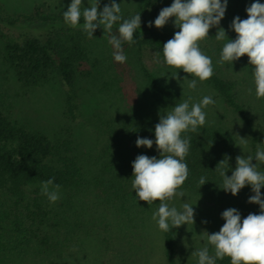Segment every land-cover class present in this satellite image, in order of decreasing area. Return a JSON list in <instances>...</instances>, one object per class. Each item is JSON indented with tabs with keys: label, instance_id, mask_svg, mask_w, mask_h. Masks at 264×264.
Wrapping results in <instances>:
<instances>
[{
	"label": "rangeland",
	"instance_id": "1",
	"mask_svg": "<svg viewBox=\"0 0 264 264\" xmlns=\"http://www.w3.org/2000/svg\"><path fill=\"white\" fill-rule=\"evenodd\" d=\"M105 1L100 0V6ZM142 1L121 0V14L132 13ZM93 2L83 0L82 7ZM0 3L7 10L18 12L39 5L43 8L68 7L71 0H0ZM165 3L168 7L173 0ZM230 6L228 0L227 11ZM174 19L170 18L162 29L178 31ZM216 31V28L209 30V37L200 48L212 58L216 69H223L224 66L215 64L222 51L216 48L219 44L215 39ZM1 46L0 42V112L50 138L69 133L83 180L78 187H60V199L55 203H50L41 193L38 200L44 214L34 218L22 205H14L10 196L0 194V264H166L162 230L152 219L159 202L149 206L139 201L131 186L132 162L137 155L149 154L144 147L136 146V132L125 128L131 127L135 111L153 113L158 118L160 112L165 114L178 104L169 108L153 100L148 90L150 75L156 77L160 85L178 92L179 103L189 96L192 102L212 96L215 104L204 109L205 125H222L230 131L234 142L230 152L232 162L226 175L231 176L238 155L255 157L245 145H240L241 148L236 145L239 144L237 134L245 138L243 126L222 106L215 91L197 78L196 89H189L187 80L183 79L194 77L182 69L167 66L156 51L123 46L127 60L121 64L113 58L114 49L108 43L107 34L90 40L87 58L80 67L83 74L78 80L80 113L72 121L63 114L61 88L56 79L53 77L38 85H21L3 60ZM207 49L213 50L209 54ZM177 71L179 81L172 78ZM255 111L249 106L256 129L264 135V118L260 111ZM257 164L263 171L264 164ZM189 176L191 185L180 189L184 197L168 201L178 210L183 203H189L195 212V223L182 225L175 232L177 264L197 262L198 257L191 253L205 246L214 255L204 231L211 234L220 230L225 223L221 218L224 210L236 208L243 219L253 206L248 203V198L254 195L250 185L233 196L221 189L220 176L217 185L206 183L203 186L198 182L200 177H205L204 173ZM205 178L215 179L210 175ZM39 187L41 190V185Z\"/></svg>",
	"mask_w": 264,
	"mask_h": 264
},
{
	"label": "trees",
	"instance_id": "2",
	"mask_svg": "<svg viewBox=\"0 0 264 264\" xmlns=\"http://www.w3.org/2000/svg\"><path fill=\"white\" fill-rule=\"evenodd\" d=\"M120 1L116 0V3ZM230 1V11L226 10L220 27L226 30L229 39H235L236 33L229 25L236 16L247 19L246 7L254 0ZM165 2L166 0H143L132 13L121 14L124 19L141 14V28L134 35L135 43L129 45L125 42L122 47L129 46L138 51L150 49L163 56V43L171 39L175 32L157 29L154 24L148 27V23L155 20L162 8L167 7ZM109 3L110 0H106L98 11ZM260 3L264 4V0H260ZM66 10L67 7L64 6L43 8L39 5L28 11L13 12L0 3V42L2 58L21 85H38L53 77L56 79L61 88L63 114L73 121L80 113L78 80L83 74L80 67L87 58V43L96 36L107 33L101 27L89 38L83 31L82 17L76 28L65 24L63 12ZM119 23L113 26V34L118 35ZM203 42L205 40L199 44ZM218 42L216 48L222 50L225 41ZM212 50L207 49V52L210 54ZM219 60L220 57L215 64L224 66L223 69L214 67V75L203 83L215 91L222 106L241 122L247 138L245 148L256 153L258 145L264 149V135L256 129L249 106L256 110L255 113L260 111L259 114L264 118V98L257 99L255 95L252 66L248 63L247 55L232 65L227 62L221 64ZM148 90L159 106L170 108L179 104L180 94L172 91L170 87L160 85L152 75L149 76ZM158 122L159 117L155 114L140 110L135 111L131 127L125 128L126 131L133 129L137 137L155 140V125ZM182 136L191 138L189 154L185 157L189 175H210L215 179L207 180V184L217 185L219 174L215 168L218 162L226 159V156L230 157L229 165L232 162L230 152L233 151L234 142L230 131L222 125L207 124L196 132L182 133ZM144 149L150 157L153 155L159 158L155 144L151 149ZM50 178H54V183L61 187H78L82 183L83 171L73 152L70 134L50 138L45 133L30 129L0 112V194L10 196L16 206L22 205L32 218L41 216L44 212L41 211L42 204L38 200L41 197L39 186L42 181ZM190 178L191 176L182 186L191 185ZM261 191L264 198V188ZM259 211V205L253 204L249 213L259 214ZM179 228L162 231L166 264H177L175 232ZM192 264H198V261ZM216 264H231V260L226 256L224 259H217Z\"/></svg>",
	"mask_w": 264,
	"mask_h": 264
},
{
	"label": "clouds",
	"instance_id": "3",
	"mask_svg": "<svg viewBox=\"0 0 264 264\" xmlns=\"http://www.w3.org/2000/svg\"><path fill=\"white\" fill-rule=\"evenodd\" d=\"M83 0H71L67 10L63 12L66 25L76 28L83 18V31L89 38L98 28H103L108 34V43L113 47V58L118 63L127 60L122 44L135 43L134 35L141 28V14L129 19L121 15V7L116 0H110L101 11L100 0L88 7H82ZM228 0H173V3L160 10L153 24L162 29L175 18L173 24L176 31L171 39L163 43L164 63L177 70H183L193 79L185 77L189 89L195 90L197 79L200 82L214 75L212 58L200 48V41L209 37V30L216 28L215 39L225 41L220 53L219 63L233 64L247 55L248 63L252 66L255 95L257 99L264 98V4L254 0L246 7L247 19L234 17L229 28L236 33L235 39H229L226 30L220 27L224 18ZM122 21V22H121ZM119 23L118 35L113 34V26ZM172 78L180 80L178 71ZM251 92V89H249ZM215 104L212 96H204L199 102H192L189 96L165 114L159 113V122L155 125V140L137 137L136 146L151 149L153 144L159 152V158L144 154L137 155L132 162L131 186L139 201L151 206L158 201L159 206L153 212L152 219L158 228L164 232L179 228L182 225L194 224V207L183 203L181 209L170 206L168 201L176 197H184L180 191L189 175L185 157L191 147L190 137L182 133L196 132L206 124V112L209 105ZM239 137L240 145L247 144V138ZM241 148V147H240ZM230 157L219 161L215 171L222 178V190L236 196L245 186H251L254 195L248 198V203L259 205V214L249 213L242 219L236 208H228L221 213L225 221L218 232L209 234L204 231L208 244L214 248L210 254L207 246L193 251L191 255L198 257V264H216L217 259L230 258L231 264H264V198L261 189L264 188V171L259 170L257 162L264 164V149L259 145L252 155H238L235 158V168L231 176L226 175L230 170ZM255 160V163H253ZM199 185L207 183L205 177H200ZM60 185L54 183V178L41 182V193L50 203L60 199ZM207 223V221H203Z\"/></svg>",
	"mask_w": 264,
	"mask_h": 264
}]
</instances>
